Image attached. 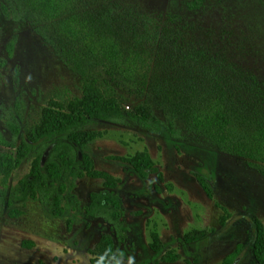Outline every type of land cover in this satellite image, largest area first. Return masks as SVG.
I'll return each instance as SVG.
<instances>
[{
  "label": "rangeland",
  "instance_id": "374dc122",
  "mask_svg": "<svg viewBox=\"0 0 264 264\" xmlns=\"http://www.w3.org/2000/svg\"><path fill=\"white\" fill-rule=\"evenodd\" d=\"M189 1L89 2L91 18L96 17L100 29L111 32L119 44L118 58L108 60L98 54L97 66H90L82 53L90 40L85 27L80 44H75L58 33L56 23L45 24L58 48L78 52L75 67L31 26H17L0 12V131L11 136L5 125L10 110L17 112L22 126L36 124L50 100L67 103L80 97L84 77L95 78L98 86L117 97L122 110L139 116L140 108L147 105L160 120L130 116L88 126L104 133L89 144L95 167L118 180L113 189L121 197L127 226L121 238L115 233L121 264H223L236 248L231 264H258L253 254V217L264 224V176L259 170L264 161L249 157L257 154L259 137H248L250 121L264 119V0H203L193 9ZM14 36L17 41L10 57L6 43ZM105 66L109 73L101 71ZM193 67L199 83L223 87L240 80L254 90L257 106L242 94L248 102L245 110H228L234 119V137H226V144L242 141L244 156L218 148L204 134L188 129L189 106L184 100L189 96H182L179 87H185L188 78L181 76ZM195 102H189L190 108ZM6 149L0 145V151ZM140 151L150 153L163 180L154 173L142 178L121 159ZM30 167L31 160L26 159L6 183L0 175V190L15 185ZM195 173L211 183L212 198ZM102 188L103 179L83 176L76 179L73 192L86 204L90 192ZM13 207L23 213L11 216ZM67 217L52 216L39 200L0 202V264H91L89 248L111 231L109 223L73 214L69 228ZM204 228L209 233L201 240H183L190 230ZM153 232L164 243L161 253L150 247ZM169 251L181 259L164 262L162 255Z\"/></svg>",
  "mask_w": 264,
  "mask_h": 264
},
{
  "label": "trees",
  "instance_id": "16d2710c",
  "mask_svg": "<svg viewBox=\"0 0 264 264\" xmlns=\"http://www.w3.org/2000/svg\"><path fill=\"white\" fill-rule=\"evenodd\" d=\"M98 1L106 0H0V12L17 26H31L45 42L50 43L58 51L62 60L67 64L72 63L75 67L79 62L78 52L66 51L63 47L58 48L45 24L56 23L58 33L71 38L76 42L75 44H80L82 29L85 27L90 32V40L85 42L86 50L82 53L90 59L88 63L90 66H97L100 63L98 54L108 60H114L119 56V44L112 33L103 32L99 27L98 19L91 18L88 12L87 4ZM202 3L203 0H190L187 4L193 9L200 7ZM79 6H83L80 12ZM106 15L104 13L103 17ZM93 36L96 37L95 41ZM15 41L14 36L7 44V51L10 54L13 52ZM104 68L102 72H110L109 67ZM195 75L196 68L193 67L186 76H181L188 78L184 81L185 87H179L182 89L180 90L182 96H189L184 100V103L189 106L187 107L190 116L188 129L204 134L218 148L244 156V152L240 150L242 141L235 140L226 144V137H234L231 125V122L234 124V119L228 110H245L248 102L242 99V94L248 96L257 106L258 102H255L257 99H252V96L256 97L254 90L240 80L232 81V84L223 87H213L210 84L208 86L202 82L200 84ZM194 101H196L195 108H190L189 102L194 103ZM140 111L142 114L136 116L122 110L117 97L98 86L96 79L90 77H84L80 97L71 99L67 103L50 100L44 106L41 119L36 124L22 126L17 112L10 110L6 114L5 125L11 136L8 138L0 131V145L7 148L0 151V175L6 183L12 172L18 169L26 159L31 160V167L28 174L21 177L15 185L0 190V202L4 201L12 205L15 202L39 200L44 205H48L52 216H69L67 217L69 228L74 222L71 217L73 214L100 218L108 222L111 231L101 235L95 248H89V253L92 255L90 262L91 264H121L122 252L116 248L115 233L118 238H121L127 226L123 221L125 211L121 197L113 189L118 180L107 171L95 167L89 144L104 133L88 126L99 121H124L130 116L160 122L151 113L149 106L140 108ZM253 121H250L252 130L248 139L252 140L253 136L257 135L259 145L256 147L257 154L249 153L248 155L253 159L264 161V119L256 121V124ZM169 124V128L173 129V124L171 122ZM121 159L127 161L142 178H147L149 174L154 173L157 178L163 180L162 172L155 165L148 151H140L132 157H121ZM259 170L264 176V166ZM83 176L104 180V188L90 192L89 202L86 204H81L73 192L76 179ZM195 177L206 195L212 198L214 193L211 183L197 173ZM9 210L13 217L23 213L21 209L14 207ZM253 223L255 226L253 254L258 264H264V224L258 217H253ZM208 233L207 228L192 229L183 236V240L187 243L195 242L207 236ZM151 236L150 247L156 253H161L164 243L159 234L153 232ZM26 244L31 246L32 242H26ZM238 249L236 248L232 254L226 256L223 264H231ZM198 258L195 257L196 262ZM180 259V254L170 251L162 255L164 262L172 263Z\"/></svg>",
  "mask_w": 264,
  "mask_h": 264
},
{
  "label": "flooded vegetation",
  "instance_id": "af4514ba",
  "mask_svg": "<svg viewBox=\"0 0 264 264\" xmlns=\"http://www.w3.org/2000/svg\"><path fill=\"white\" fill-rule=\"evenodd\" d=\"M9 40H10V39H9ZM9 40H8L7 43H6V52H7L8 56L11 57V56L13 55V52H14L15 46H14L13 52L10 54V53L7 51V44H8V42H9ZM16 41H17V39H16ZM16 41H15V44H16ZM2 63L4 64V63H5V60L2 61Z\"/></svg>",
  "mask_w": 264,
  "mask_h": 264
},
{
  "label": "built area",
  "instance_id": "2783aa9c",
  "mask_svg": "<svg viewBox=\"0 0 264 264\" xmlns=\"http://www.w3.org/2000/svg\"><path fill=\"white\" fill-rule=\"evenodd\" d=\"M126 108H127V109L130 108V106L127 105Z\"/></svg>",
  "mask_w": 264,
  "mask_h": 264
},
{
  "label": "water",
  "instance_id": "95a60500",
  "mask_svg": "<svg viewBox=\"0 0 264 264\" xmlns=\"http://www.w3.org/2000/svg\"><path fill=\"white\" fill-rule=\"evenodd\" d=\"M60 141H61V140H60ZM60 141H59V142H60ZM76 149H78V147H76Z\"/></svg>",
  "mask_w": 264,
  "mask_h": 264
}]
</instances>
